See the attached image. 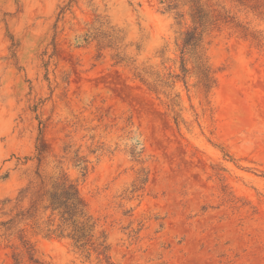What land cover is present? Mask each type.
<instances>
[{"label": "rangeland", "instance_id": "rangeland-1", "mask_svg": "<svg viewBox=\"0 0 264 264\" xmlns=\"http://www.w3.org/2000/svg\"><path fill=\"white\" fill-rule=\"evenodd\" d=\"M0 264H264V0H0Z\"/></svg>", "mask_w": 264, "mask_h": 264}, {"label": "trees", "instance_id": "trees-1", "mask_svg": "<svg viewBox=\"0 0 264 264\" xmlns=\"http://www.w3.org/2000/svg\"><path fill=\"white\" fill-rule=\"evenodd\" d=\"M193 10V19L196 25L186 32L183 40L182 52L188 49L194 51L196 59L194 69L199 76V83L204 88H210L214 82L211 68L203 55L199 52V48L203 41L202 31L206 25L210 24L212 19L209 13L199 5H195ZM183 70L188 72L185 66ZM42 196H46L49 201L47 208L50 207L53 211H59L65 223H72L73 230L70 236L75 239L77 243H81V246L94 245L91 236L95 224L91 223V216L88 215L86 204L79 195L75 184L68 182L66 178H59L53 182L51 189H47L42 193ZM77 218H83V220L77 221ZM103 246V243H99L93 246V248L98 250ZM104 248L106 247L104 246Z\"/></svg>", "mask_w": 264, "mask_h": 264}]
</instances>
